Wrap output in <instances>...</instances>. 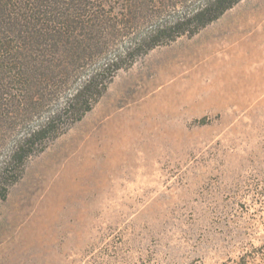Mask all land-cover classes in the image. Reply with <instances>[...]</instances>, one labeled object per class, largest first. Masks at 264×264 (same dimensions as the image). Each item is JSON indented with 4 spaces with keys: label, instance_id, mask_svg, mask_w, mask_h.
<instances>
[{
    "label": "rangeland",
    "instance_id": "374dc122",
    "mask_svg": "<svg viewBox=\"0 0 264 264\" xmlns=\"http://www.w3.org/2000/svg\"><path fill=\"white\" fill-rule=\"evenodd\" d=\"M112 1L136 31L205 0ZM84 73L43 107L0 116V167ZM45 142L2 178L0 264H264V0L139 55Z\"/></svg>",
    "mask_w": 264,
    "mask_h": 264
},
{
    "label": "trees",
    "instance_id": "16d2710c",
    "mask_svg": "<svg viewBox=\"0 0 264 264\" xmlns=\"http://www.w3.org/2000/svg\"><path fill=\"white\" fill-rule=\"evenodd\" d=\"M237 1L205 0L192 12L146 18L153 22L134 31L137 16L112 14V4L106 8L112 0H75L65 8L58 0H0V116L11 113L16 101L43 107L85 72L77 87L15 142L0 167V184L10 165L21 168L47 139L79 120L116 71L164 41L193 35ZM110 38L121 40L113 50ZM12 84L25 91L17 95Z\"/></svg>",
    "mask_w": 264,
    "mask_h": 264
},
{
    "label": "bare ground",
    "instance_id": "6f19581e",
    "mask_svg": "<svg viewBox=\"0 0 264 264\" xmlns=\"http://www.w3.org/2000/svg\"><path fill=\"white\" fill-rule=\"evenodd\" d=\"M196 68L192 69L191 73H194V71H196ZM161 97H162V101H164V103H165L163 106L166 105V107H167V108H163V106H162L163 110L164 111H166V110H170V111L172 110L173 111L174 107H176V79H173L170 82V87L168 88V90L166 92L165 91L161 92ZM120 111H121V109H120ZM127 112L128 111H126L125 113H127ZM166 115H167V113H166Z\"/></svg>",
    "mask_w": 264,
    "mask_h": 264
}]
</instances>
